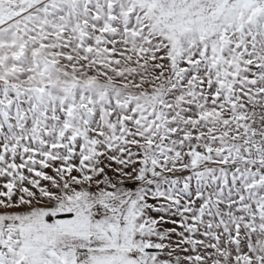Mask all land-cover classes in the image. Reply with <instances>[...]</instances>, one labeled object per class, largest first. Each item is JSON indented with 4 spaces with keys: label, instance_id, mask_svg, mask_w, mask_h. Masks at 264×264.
I'll return each mask as SVG.
<instances>
[{
    "label": "snow or ice",
    "instance_id": "1",
    "mask_svg": "<svg viewBox=\"0 0 264 264\" xmlns=\"http://www.w3.org/2000/svg\"><path fill=\"white\" fill-rule=\"evenodd\" d=\"M0 264H264V0H0Z\"/></svg>",
    "mask_w": 264,
    "mask_h": 264
}]
</instances>
